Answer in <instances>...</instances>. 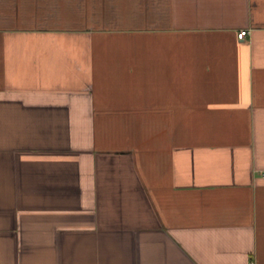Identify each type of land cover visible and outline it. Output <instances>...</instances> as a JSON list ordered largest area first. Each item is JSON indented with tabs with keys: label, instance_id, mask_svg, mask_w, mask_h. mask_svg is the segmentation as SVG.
<instances>
[{
	"label": "crops",
	"instance_id": "1",
	"mask_svg": "<svg viewBox=\"0 0 264 264\" xmlns=\"http://www.w3.org/2000/svg\"><path fill=\"white\" fill-rule=\"evenodd\" d=\"M0 264H264V0H0Z\"/></svg>",
	"mask_w": 264,
	"mask_h": 264
},
{
	"label": "built area",
	"instance_id": "2",
	"mask_svg": "<svg viewBox=\"0 0 264 264\" xmlns=\"http://www.w3.org/2000/svg\"><path fill=\"white\" fill-rule=\"evenodd\" d=\"M247 34L246 31H241L239 34H238V38H242L243 36H245Z\"/></svg>",
	"mask_w": 264,
	"mask_h": 264
}]
</instances>
